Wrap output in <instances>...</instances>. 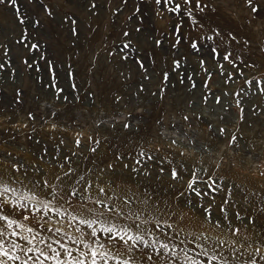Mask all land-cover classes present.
I'll list each match as a JSON object with an SVG mask.
<instances>
[{
	"label": "rangeland",
	"instance_id": "obj_1",
	"mask_svg": "<svg viewBox=\"0 0 264 264\" xmlns=\"http://www.w3.org/2000/svg\"><path fill=\"white\" fill-rule=\"evenodd\" d=\"M176 2L181 5L179 15L168 12L164 0L159 5L155 0H17L15 5L5 0L0 4V175L20 176L28 183L39 179L32 170L35 164L55 182L61 170L50 162L52 153L63 159L75 152L72 167L78 172L91 169L95 176L103 168L101 183L114 182L119 190L130 189L141 199L147 189L153 200L171 202L183 185L171 179L167 162L162 174L155 161L148 162L145 167L151 177L140 176L139 183L130 174L134 163L130 154L138 145L156 156L166 155L176 165H193L200 158L208 173L220 162L213 179L223 177L234 192L248 193L247 200L234 197L245 218L235 222L241 235L225 233L221 238L237 240L248 253L260 247L255 258L257 264H264L259 259L264 256V227L247 222L251 214L264 225V94L255 87V80L264 82V0L251 4L201 0L202 7L208 5L203 12L195 9L193 0L194 15L203 27L184 17L183 0ZM214 30L221 36H215ZM229 33L236 39L231 40ZM193 41L203 46L200 52L192 49ZM213 46L218 53L230 51L239 68L213 59L209 55ZM220 63H224L223 75ZM240 71L245 75L240 76ZM229 72L232 78L225 82ZM141 85L144 91L134 95ZM125 123L131 127L125 129ZM220 128L225 130L223 136ZM185 132L197 147L207 146L208 151L189 149L182 157L179 149L169 148L173 139L187 148ZM233 134L238 144L230 147ZM92 147L98 151L92 153ZM43 150L48 155L38 160ZM118 154L129 158L117 161ZM109 163L114 173L107 170ZM14 166H22L21 172ZM24 169H29L28 176ZM189 228L200 230L199 220ZM211 234L218 235L219 230ZM137 256L141 264H148Z\"/></svg>",
	"mask_w": 264,
	"mask_h": 264
},
{
	"label": "snow or ice",
	"instance_id": "obj_2",
	"mask_svg": "<svg viewBox=\"0 0 264 264\" xmlns=\"http://www.w3.org/2000/svg\"><path fill=\"white\" fill-rule=\"evenodd\" d=\"M16 2L17 0H11L12 5ZM3 3L5 0H0V4ZM155 3L159 5L161 0H155ZM183 3L186 6L184 17L193 25H200L192 9L193 0H183ZM164 5L168 12L180 14L181 5L176 0H164ZM92 7H96L95 3ZM207 7V4L201 6V0H195V9L200 12ZM257 10L252 9L253 12ZM72 23L75 25L76 21L73 20ZM214 33L215 36H221L218 30H214ZM72 34H77L74 26ZM128 35L129 33H124V36ZM228 36L231 40L236 39L230 33ZM208 39L213 40L214 37L209 36ZM130 43H125L124 48H128ZM191 47L200 52L203 46L193 41ZM209 55L239 68L237 58L227 49L224 53H218L217 46H213ZM123 59L127 60L128 57L124 56ZM137 63L141 70L147 71L142 61L137 60ZM200 65L203 67V59L200 60ZM218 66L223 75L224 63ZM2 67L0 64V68ZM176 67H179L178 63ZM204 71L207 72V69L204 68ZM238 74L245 75L243 71ZM231 78L232 74L229 72L225 82ZM246 83L251 86L253 80H247ZM262 83L264 82L255 80L257 91L264 94ZM192 86L195 87V84ZM143 91L141 85L134 95L138 96ZM215 103H220L219 96L215 97ZM236 104L239 106L240 102L236 101ZM29 119H34L32 113H29ZM184 119L188 120V117L185 116ZM52 127L55 129L56 125ZM123 127L129 129L131 125L125 123ZM224 132V128L219 129L221 136ZM77 136H81V133L78 132ZM182 138L188 141L187 148H182L175 139L169 144V148L179 149L180 156H185L189 149L192 153L208 151L207 146L203 149L197 147V142L189 138L186 132L182 134ZM89 140L93 141V137L90 136ZM75 143L80 147V139ZM94 143L98 146L100 141L97 139ZM228 144L230 147L238 144L234 134ZM90 150L96 153L98 148L92 147ZM47 155V150H43L37 159L44 160ZM76 155L77 153H72V156ZM72 156L66 154L60 159L56 152L52 153L50 162L61 170L54 176L55 182L49 181L47 174L42 173L35 164L32 165V170L39 174V179L28 183L20 176L5 178L0 175V264H141L137 253L148 264H257L255 257L259 254L260 247H255L248 253L243 250L242 245L238 246L237 240L221 238L225 233H231L233 237L241 235V229L235 222L245 218L235 207L234 197L239 195L247 200L248 193L242 190L234 192L223 177L213 179L220 162L216 163L212 173H208L200 158L193 165H176L166 155L156 156L149 153L143 145H138L135 153L130 154L134 161L130 174L135 177L136 183L140 182V176L151 177V171L145 165L155 161L161 174L165 171L163 164L167 162L171 179L183 185L171 202H161L153 200L147 189L141 199L130 189L119 190L114 182L101 183L105 172L103 168L95 176L91 174V169L78 172L72 167ZM126 158L129 157L119 154L116 156L117 161ZM197 164L201 166L197 167ZM21 168L22 166H14L17 173L21 172ZM124 168L128 169L129 165L125 164ZM107 170L113 173L116 171L111 163L107 165ZM28 174L29 169H24L23 175ZM194 220H199L200 230L189 228ZM247 222L254 227H264L260 224V217L254 218L251 214H248ZM204 225L208 227L204 228ZM214 230H219V234H211ZM259 259L264 261V256Z\"/></svg>",
	"mask_w": 264,
	"mask_h": 264
}]
</instances>
